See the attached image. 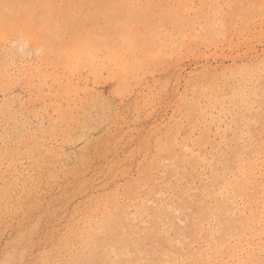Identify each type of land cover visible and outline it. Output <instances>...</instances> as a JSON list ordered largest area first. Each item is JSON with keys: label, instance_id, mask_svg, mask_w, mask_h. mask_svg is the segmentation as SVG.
<instances>
[{"label": "bare ground", "instance_id": "1", "mask_svg": "<svg viewBox=\"0 0 264 264\" xmlns=\"http://www.w3.org/2000/svg\"><path fill=\"white\" fill-rule=\"evenodd\" d=\"M209 57L230 64L182 69ZM15 83L28 92L22 104L46 107L47 125L27 146L39 152V180L63 178L85 195L57 243L65 256L42 252L32 264H264V0H0V93ZM6 97L0 171L14 156L4 138L26 142L22 124L6 128L17 112ZM104 120L106 134L92 145L86 131ZM74 142L82 148L66 167ZM110 152L117 156L107 160ZM90 170L104 181L98 195L84 177ZM2 174L1 200L24 207L27 176ZM182 212L180 255L172 228Z\"/></svg>", "mask_w": 264, "mask_h": 264}, {"label": "rangeland", "instance_id": "2", "mask_svg": "<svg viewBox=\"0 0 264 264\" xmlns=\"http://www.w3.org/2000/svg\"><path fill=\"white\" fill-rule=\"evenodd\" d=\"M256 48V49H255ZM258 49V50H257ZM261 49L260 46L256 45V44H252L251 45V52L252 54H255L256 52H259ZM254 51V52H253ZM203 60V61H202ZM202 60H199L198 63L197 61H186L182 67V69L185 71V72H189L190 70H192L193 68L195 67H200V65H204L207 61L208 64H211L212 66H226L228 64H230V59H219L217 62H214V60L212 59V57H209L208 59L207 58H203ZM210 60V62H209ZM212 60V61H211ZM229 61V62H228ZM195 62V63H194ZM202 64H201V63ZM212 62V63H211ZM189 66V67H188ZM191 66V67H190ZM186 68V69H185ZM189 68H191L189 70ZM12 91V92H11ZM19 92V93H18ZM2 94V95H1ZM28 95V92L26 91V88H24L23 85L19 84V83H15L8 91L6 94H3V93H0V104H6L7 103V97L6 96H14L16 101H15V110H17L16 114L13 115L12 119L13 120H10V124L7 125L6 127V124L5 127L8 129V132L10 130V128L13 126V123L16 121L17 124H22L23 125V131L22 133L24 134V139L26 142V144L24 143L23 145L19 146L13 139H9V138H4V140L6 141L5 144H6V147L8 149V151L10 152H13L14 156L12 157V160H11V163H10V166L7 167L6 165L3 166V168L1 169L0 171V175L2 174V171H3V174H2V178L3 180H8L10 182H13L14 179L17 180L18 178L19 179H22L23 177L25 178V176H27V178H25V184H26V188L29 190L28 192V196L26 197L27 198V201L28 202H25L26 203V206H25V203L22 204V206L24 207H21L19 208L17 206V202H12L11 204L7 203V202H4L1 200V197H0V264H32V263H35L36 260L41 256L42 252L45 253V254H48L50 257H53L52 255H54V253L56 254H59V255H62L61 257H64L65 256V251L62 249V250H58V249H61L62 248V245L59 246L57 245V243L61 242L60 239L62 238V236L64 235V233L67 232V230L69 229L68 227L70 226L71 224V220L72 218H75V217H78L80 216V207L82 205V202H84L85 200V195L79 191L77 188H76V185L74 186L73 183H71L72 185H70L71 187H69L68 189V186H67V182H65V180L63 178L61 179H58L56 182H53V185H50L52 183H47V182H44L42 180H39L40 179V172H38V168L37 165H36V162L38 161V156H39V152H37V149L36 150H30L28 152V147L27 146H30L31 144H29L30 142V136L32 133H34L36 131V128H38V126L40 125H44L46 126L47 125V117L45 116L46 115V107L44 106H41L37 103L35 104H32V103H29V104H22L26 99H27V96ZM19 98V99H18ZM25 98V99H24ZM18 99V100H17ZM3 101V102H2ZM19 101V102H18ZM37 104V105H36ZM163 103L162 101H158V108L161 109L160 112H159V115L157 116V120L160 121V118L161 119H164L166 116H165V111H164V107H163ZM17 106V107H16ZM19 106V107H18ZM38 106H39V109H38ZM33 107V108H32ZM21 109V110H20ZM14 110V108H13ZM35 110V111H34ZM38 110V111H37ZM28 111V112H27ZM32 111V112H31ZM27 112V113H26ZM38 114V118L35 117V114ZM20 113H22L20 116ZM30 114V115H29ZM19 115V116H18ZM162 115V116H161ZM26 116V117H25ZM18 118V119H17ZM25 118V119H24ZM15 120V121H14ZM24 120V121H23ZM39 120V121H38ZM12 121V123H11ZM30 121L33 123H30ZM45 121V122H44ZM29 122V123H28ZM36 124V125H35ZM139 128H145L147 127L148 123L146 121L144 122H139L138 124H136ZM146 125V126H145ZM4 126H1V128H3ZM109 127V123L106 122L105 120L102 122V124H98V126H92L91 130L88 129V131H86V136L87 138H89L88 140L92 143V145H95L97 141L101 140L105 134H106V130L107 128ZM258 127V126H257ZM0 128V129H1ZM34 130H33V129ZM30 129V130H29ZM28 131V132H27ZM31 131V133H30ZM136 132V130H134V133ZM30 133V134H29ZM133 133V135L135 136V134ZM229 133V135H228ZM26 134V135H25ZM232 133L231 132H227L226 133V141H228V145H229V142H230V147L231 145H233V138L230 139V137H232L231 135ZM27 137V138H26ZM229 137V139H228ZM211 139H213V137H211ZM218 139L216 138V141ZM133 142H136V141H133ZM8 143V144H7ZM75 143V144H74ZM70 145V147L66 148L65 149V152H68V158L65 160V163H66V167H70V165H72V163L74 162L75 163V153H77L79 150H81L82 148V143L81 142H74ZM81 145H80V144ZM98 144V143H97ZM26 146V147H25ZM79 147V148H78ZM234 147V146H233ZM24 148V149H23ZM21 149V150H20ZM96 151V152H95ZM208 151V150H207ZM101 152L100 148H97L95 149L93 152L91 151V155H92V160H95L97 155ZM97 154V155H96ZM30 155V156H29ZM35 155V156H34ZM117 156V154L115 152H110L109 154H107V160H112L114 157L113 156ZM120 155V153H119ZM94 156V157H93ZM15 157V159H14ZM29 157V158H28ZM71 157V158H70ZM73 158V159H72ZM30 159V160H29ZM34 160V161H33ZM67 161V162H66ZM70 161V163H69ZM73 163V164H74ZM35 165V167L33 168V166ZM9 168V169H6ZM11 167V168H10ZM6 170V171H5ZM13 170V171H12ZM27 172V173H26ZM26 173V175H25ZM35 174V176H34ZM89 174V175H88ZM15 175V176H14ZM38 175V177H37ZM16 176H17V179H16ZM21 176V177H20ZM37 177V178H36ZM84 177H86L85 180L88 179V181H92V183H94L95 185V188L98 189H94L95 191H93L94 195H98L100 193V190L99 188H101V185L104 184V181L103 179H101V177L97 176L96 174V170H90L89 172H86ZM94 177V178H93ZM99 179H98V178ZM23 178V179H24ZM69 178V177H68ZM33 179V180H32ZM36 180H38L37 182H35ZM64 180V181H63ZM68 179H66L67 181ZM101 180V181H100ZM22 180H20V183H21ZM29 181V183L27 182ZM33 181V183H32ZM40 181V183H39ZM59 181V182H58ZM68 181H72L71 178H69ZM42 182V183H41ZM61 182V183H60ZM63 182V184H62ZM98 182V183H97ZM99 182H101L99 184ZM27 183H28V186H27ZM31 183V184H30ZM56 183H59V184H56ZM41 184V186L39 185ZM44 184V185H43ZM49 184V185H48ZM56 184V185H55ZM65 184V185H64ZM99 184V185H98ZM31 185V186H30ZM38 185V186H36ZM33 186V187H32ZM48 186V188H47ZM50 186V187H49ZM62 186V188H61ZM67 186V187H66ZM202 185L199 186V188H203V186L201 187ZM37 189H35V188ZM12 191L14 194L18 193L19 194V190L18 189H15V187H12ZM51 188V189H50ZM60 188V190H58ZM64 188V189H63ZM15 189V190H14ZM49 189V190H48ZM66 189V191H63V190ZM31 190V191H30ZM46 190V191H45ZM71 190V192H70ZM36 191V192H35ZM39 191V192H38ZM44 191V193H42ZM57 191V192H56ZM69 191V192H68ZM98 191V192H97ZM32 192V193H31ZM38 192V193H37ZM46 192V193H45ZM64 192H66L64 194ZM74 192H76V195L74 194ZM49 193V194H48ZM58 193V194H57ZM251 193V192H250ZM33 194L35 196H33ZM41 194V195H39ZM47 194V195H46ZM56 194V195H55ZM70 194H71V198H70ZM74 194V195H73ZM31 195V197H29ZM45 195V196H44ZM65 195V197L63 196ZM68 195V196H67ZM82 195V196H81ZM1 196V195H0ZM17 196V195H16ZM43 196V197H42ZM43 199H42V198ZM61 197V198H60ZM68 197V198H67ZM60 198V199H59ZM56 201H55V200ZM58 200V201H57ZM81 200V201H80ZM5 203V204H2V202ZM26 201V200H25ZM39 201V202H38ZM53 201V202H52ZM217 201H220V200H217ZM36 202V203H35ZM41 202V203H40ZM68 202V203H67ZM214 203V201L211 200V203ZM14 203V204H13ZM206 203H209V201H206ZM212 203V204H213ZM38 204V205H37ZM48 204H51V205H48ZM67 204V205H65ZM5 208H3V206ZM9 205V206H7ZM11 205V206H10ZM65 205V206H64ZM77 205V206H76ZM13 206V207H12ZM36 208H35V207ZM79 206V208H78ZM239 206H242V205H239ZM11 207V209L9 208ZM18 207V208H17ZM31 207L35 210H32ZM39 207V208H38ZM46 207V208H45ZM234 208H236V204L233 205ZM2 208V209H1ZM8 208V209H7ZM28 208V209H27ZM44 208H45V211H44ZM53 208V209H52ZM57 208H59L58 210H56ZM75 208H76V211H75ZM5 209V210H3ZM13 209V210H12ZM55 209V211H54ZM12 210V211H11ZM52 210V211H51ZM16 211V212H15ZM72 211L74 212V215H72ZM10 212H13L11 213L12 215H9ZM33 212V213H32ZM47 212V213H46ZM49 212V213H48ZM56 212V213H54ZM132 212H134L133 210H130V213L132 214ZM40 213V214H39ZM79 213V214H77ZM56 214V216H55ZM183 214V216H182ZM181 214V220H176L174 221V223H176V225L174 224V229L172 228V232H176L177 235H176V239H177V244L174 246L173 245V250H175L176 248V252L179 253L180 255H183V254H186L187 251L186 249H184L185 247V244H187V241L188 240H184V236L183 234L181 235V232L179 231H183V227L186 226V223H184L185 219L187 221V217L185 218V216L187 215V213H184L182 212ZM9 215V216H8ZM46 215V217H44ZM49 215V216H47ZM185 215V216H184ZM245 215V214H244ZM242 215V218H244L245 216ZM15 216V217H14ZM21 216H23L22 218L25 220L27 218V221H24ZM53 218H52V217ZM13 217V218H12ZM31 217V218H29ZM38 217V218H37ZM49 217V218H48ZM236 218L235 216H233L232 214L228 215L227 219H228V222L230 223V225L234 228L236 227L237 225V222L234 218ZM37 221H39V223H36V224H39L36 225L35 222L36 219ZM41 219V220H40ZM68 219V221H67ZM70 219V220H69ZM230 219V220H229ZM234 219V220H233ZM30 220V221H29ZM54 220V221H53ZM233 220V221H232ZM35 221V222H33ZM67 221V222H66ZM185 221V222H186ZM26 222V223H25ZM32 222H33V225H32ZM178 222V223H177ZM182 224H180V223ZM51 223V224H49ZM25 224V225H24ZM33 226H31V225ZM69 224V225H68ZM185 224V226H184ZM28 227H27V226ZM68 225V226H67ZM179 225V226H178ZM26 226V227H24ZM35 226H37L35 228ZM45 226V227H44ZM14 227V228H13ZM24 227V228H23ZM31 227V228H30ZM182 227V229H181ZM13 228V229H12ZM28 230H26V229ZM35 229V230H34ZM63 229V230H62ZM180 229V230H179ZM22 230V232H21ZM26 231L27 234H31L30 236V239H27L26 237L27 236H24L23 233L24 231ZM33 230V231H32ZM174 230V231H173ZM177 230V231H176ZM36 231V232H35ZM40 231V232H39ZM54 231V232H53ZM21 234H20V233ZM64 232V233H63ZM61 233V234H60ZM20 234V235H18ZM26 234V235H27ZM35 234V235H34ZM52 236H51V235ZM60 234V236H59ZM23 235V237H21ZM179 235V236H178ZM19 239H18V237ZM35 236V237H34ZM48 236V237H47ZM38 237V238H37ZM41 237V238H40ZM61 237V238H59ZM163 237L166 238V236H163L161 237L162 241L164 242L165 239H163ZM179 237V238H178ZM181 237V238H180ZM183 237V238H182ZM21 238V240H20ZM58 238V239H57ZM43 239V240H42ZM49 239V240H48ZM56 239V240H55ZM179 239H181V241H183V244H181L182 242L179 241ZM186 239V237H185ZM188 239V238H187ZM19 240V242H18ZM32 240V242H31ZM12 241V242H11ZM16 241L18 243V245L16 244ZM23 241V242H22ZM27 241V242H26ZM30 241V242H29ZM54 241V242H52ZM6 242V243H5ZM26 242V243H24ZM52 242V243H51ZM181 242V243H180ZM45 243V244H44ZM58 243V244H59ZM176 243V242H175ZM185 243V244H184ZM22 244H28L27 245H22ZM43 244V245H42ZM48 244V245H47ZM51 244V245H50ZM57 245V246H54V245ZM181 244V246H180ZM191 244V250H195L196 253H198V249H199V246L200 244L198 243H189ZM197 244V245H196ZM14 245H17V247H15ZM34 245V246H33ZM182 245L184 247H182ZM195 245V246H194ZM23 246V247H22ZM27 246V249L25 248ZM45 246V247H44ZM198 246V247H197ZM19 247V248H18ZM39 247V248H38ZM179 247L181 250H179ZM196 247V248H195ZM17 248V249H16ZM54 248V249H53ZM19 249V250H18ZM31 249V250H30ZM18 250V251H16ZM21 250V251H20ZM27 250V251H26ZM58 250V251H57ZM182 250L184 252H182ZM20 251V252H19ZM41 251V252H40ZM14 252V253H12ZM39 252V253H38ZM49 252V253H48ZM41 253V254H40ZM51 253V254H50ZM62 253V254H61ZM55 254V255H56ZM20 255V257H19ZM39 255V257H38ZM14 256V257H13ZM29 261V262H28ZM33 261V262H32Z\"/></svg>", "mask_w": 264, "mask_h": 264}]
</instances>
